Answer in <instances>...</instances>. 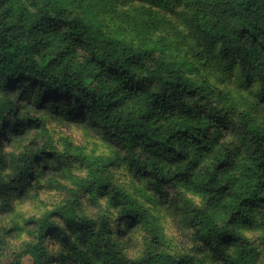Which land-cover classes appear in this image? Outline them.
<instances>
[{"label": "trees", "instance_id": "1", "mask_svg": "<svg viewBox=\"0 0 264 264\" xmlns=\"http://www.w3.org/2000/svg\"><path fill=\"white\" fill-rule=\"evenodd\" d=\"M118 1L170 17L184 54L161 59L156 49L136 50L50 0H0L5 147L68 124L49 116L50 102L86 117L83 128L100 134L174 220L187 253L166 245L139 199L88 180L83 195L96 206L104 199L105 209L82 218L76 190L35 223L11 264L28 256L48 264L46 244L56 234L63 264H264V238L260 246L243 233L260 232L254 223L264 214V0ZM228 87L247 91L250 101L241 105ZM36 144L29 140L18 163L8 158L14 149L0 150V217L40 179L51 186L68 180L69 157ZM54 156L61 167L49 163ZM215 207L226 213L214 224ZM12 230L0 231V243Z\"/></svg>", "mask_w": 264, "mask_h": 264}, {"label": "rangeland", "instance_id": "2", "mask_svg": "<svg viewBox=\"0 0 264 264\" xmlns=\"http://www.w3.org/2000/svg\"><path fill=\"white\" fill-rule=\"evenodd\" d=\"M9 1L13 2V0ZM16 1L28 2L29 0ZM50 1L68 9L76 18L94 25L113 38L127 42L141 52L156 49L155 56L161 59L162 57L177 59L184 54L170 17H165L162 13L145 5H123L118 0ZM228 90L233 91L241 105L250 101L247 91L235 87H228ZM49 127H52L56 136L60 138L63 149L61 153L69 157L71 166L68 180L51 186L45 180L40 179L38 181V183L41 182L39 188L28 190V193L21 199H14L12 213L1 215L0 231L14 230L10 232L12 238H7L3 243H0V264H11L14 254L19 251L20 247L25 242L32 240L35 223L67 203L74 197L76 190L80 191L82 218L93 217L101 209H105L106 201L104 199L100 198L99 205L96 206L89 200L88 195H83L82 188L85 186V181L88 183V180L91 183L93 181L100 183L102 180H106L108 184L111 182L134 198L139 196L143 207L156 220L166 245L179 254L187 253L188 247L181 245L182 239L174 220L159 206L158 200H150V194L146 191L144 184L138 183L130 175L112 150L100 140V134L86 131L83 124L58 125L54 123ZM138 185L142 186V191L139 193L129 191ZM185 194L193 203L203 204L200 197L189 192H185ZM243 233L247 238L262 246L264 236L260 232L245 231ZM58 235L56 234V238L54 237L46 244L47 256L50 257L48 264H63L58 261L62 251ZM22 264H34V260L28 256Z\"/></svg>", "mask_w": 264, "mask_h": 264}, {"label": "clouds", "instance_id": "3", "mask_svg": "<svg viewBox=\"0 0 264 264\" xmlns=\"http://www.w3.org/2000/svg\"><path fill=\"white\" fill-rule=\"evenodd\" d=\"M42 107H44L42 105ZM45 110L49 113L50 117H59L63 121L67 122L68 124H83L86 122L87 118L83 119H77L73 117V113L71 110L65 111L62 105L56 104V103H48ZM5 137L7 139H11V132L8 130H4L3 128H0V150L3 151V153H10L11 149L5 147ZM36 140V148H44L47 151H53L60 153L63 151L60 144V138L56 136L55 132L53 131L52 127H48L45 131L42 133H36V132H29L26 133L23 140L16 142L12 145V149L15 150L14 155H10L8 158L13 160V163H18V161L15 159V157H18L26 148V145L28 144L29 140ZM3 157H0V163H2ZM51 165H53L56 168H59L62 166L61 164V158L59 156H54L49 161ZM75 163V162H74ZM4 175H9V172H5ZM129 191H136L140 192L142 191V186L138 185L135 189H130ZM169 191H172L171 189ZM163 194V193H161ZM139 199V196L135 197ZM226 213V210L215 207L212 211L209 212L210 217L212 218V222L215 224L217 223L216 218L223 217ZM238 219V218H237ZM236 223V220L233 221ZM254 226L260 231L262 235H264V214H261L260 216L256 217Z\"/></svg>", "mask_w": 264, "mask_h": 264}]
</instances>
